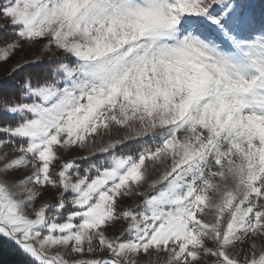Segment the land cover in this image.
Here are the masks:
<instances>
[{
  "label": "snow or ice",
  "instance_id": "6c2138e0",
  "mask_svg": "<svg viewBox=\"0 0 264 264\" xmlns=\"http://www.w3.org/2000/svg\"><path fill=\"white\" fill-rule=\"evenodd\" d=\"M0 71L25 264H264V0H0Z\"/></svg>",
  "mask_w": 264,
  "mask_h": 264
},
{
  "label": "trees",
  "instance_id": "16d2710c",
  "mask_svg": "<svg viewBox=\"0 0 264 264\" xmlns=\"http://www.w3.org/2000/svg\"><path fill=\"white\" fill-rule=\"evenodd\" d=\"M8 33L10 32L7 31L4 35L7 37ZM9 83L11 82L5 84V89ZM0 264H25V258L14 244L4 240L0 241Z\"/></svg>",
  "mask_w": 264,
  "mask_h": 264
},
{
  "label": "rangeland",
  "instance_id": "374dc122",
  "mask_svg": "<svg viewBox=\"0 0 264 264\" xmlns=\"http://www.w3.org/2000/svg\"><path fill=\"white\" fill-rule=\"evenodd\" d=\"M8 32H11V29H8L7 30ZM6 31V32H7ZM25 56H28L30 57L31 56V53L30 52H25V53H17L9 62L8 64L6 65H2L3 68H8L10 67L12 64H14L17 60H20L21 58L25 57ZM3 77V71H0V78Z\"/></svg>",
  "mask_w": 264,
  "mask_h": 264
}]
</instances>
